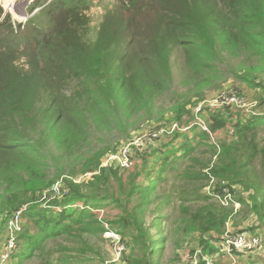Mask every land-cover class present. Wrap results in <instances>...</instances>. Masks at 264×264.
I'll return each instance as SVG.
<instances>
[{"label": "trees", "instance_id": "trees-1", "mask_svg": "<svg viewBox=\"0 0 264 264\" xmlns=\"http://www.w3.org/2000/svg\"><path fill=\"white\" fill-rule=\"evenodd\" d=\"M116 1L93 35L92 0L52 1L46 12L49 25L43 29L33 25L18 31L9 16L0 22L3 253L8 250L9 221L23 211L6 264L31 259L36 264L70 263L74 256L66 253L85 252L81 243L90 250L87 238L109 232L107 226L124 244L120 264H159L168 240L153 229L164 219L168 222L162 207L170 205L174 194L163 186L178 168L199 162L196 153L202 145L216 159L195 173L189 166L180 177L214 179L213 192L194 194L205 202L196 210L185 205L191 196L181 198L183 217L177 231L193 237L202 256L219 252L218 237L238 213H253L260 227L264 225V138L258 136L264 134V114L244 119L230 107H203L197 114L208 128L204 131L193 113L205 101L204 92L196 93L195 101L187 98L172 106L168 124L173 122L178 131L163 148L143 153L141 165L127 178L119 167L103 165L116 148L89 151L68 176L49 171L59 158L78 155L99 126L120 125L131 114L150 110L174 83L172 58L177 50L183 75L197 83L208 84L225 56H244L264 66V0ZM237 77L260 89L257 101L264 106V79L253 72ZM186 124L189 131L179 132ZM228 128L235 139L212 142L210 135ZM80 176L87 177L77 182ZM224 189L235 197L232 204L238 203L240 212L212 202L216 195L224 197ZM107 207L116 208L118 215L100 220L94 211ZM151 213L154 218L147 224ZM60 238L77 246H63L64 252L58 253L50 244Z\"/></svg>", "mask_w": 264, "mask_h": 264}, {"label": "rangeland", "instance_id": "rangeland-1", "mask_svg": "<svg viewBox=\"0 0 264 264\" xmlns=\"http://www.w3.org/2000/svg\"><path fill=\"white\" fill-rule=\"evenodd\" d=\"M51 2L50 0L39 1L37 5L41 6L42 8L37 16L31 18L29 21L16 28L15 22L9 16V19L14 22V29L25 32L28 26L34 25L41 29L47 27L49 25L50 18L46 12L48 10L49 3ZM116 3V0H92V7L89 11L92 31L91 35L97 31L105 11L107 9H112ZM29 13L30 12H27V20L30 18ZM172 61L174 83L173 85L169 86L164 94L156 98L153 107L150 110L146 109L138 113L131 114L129 118L121 121L120 125L114 124L113 126L106 127L108 125L107 124L105 126H99V130L91 131L88 138V145H84L82 151L78 153V155L74 157H68L65 161L59 158L60 161L56 163L53 162L52 169L49 171L51 173L63 171L64 175L68 176V171L70 168L73 166H79L80 159L87 155L89 151L93 152L99 148H110L112 150L116 148L117 152L115 154L109 155L104 160L103 165L119 167L121 175L124 178H127L141 165V155L143 153H145L147 150H152L153 148H163L164 144H168L169 140L174 136L176 131H178V126H176L173 122L168 124V121L174 115L172 111V106L174 104L183 102L187 98H191L192 101H195L197 98L195 94L198 92L205 93V101L201 102L198 107L204 102V104L211 105L212 107L219 106L218 103H220L221 98L227 97L229 92H234V94H237V91L242 92L248 102L259 100L258 98L260 97V89L254 90L249 88L237 77V75L253 72L254 74L260 76V78L264 79V66L255 63L256 61L249 60L244 56H239L236 58L225 56L224 60L218 64V70L213 76L210 77L208 84L194 82L190 80L187 75H183V59L179 50L175 51ZM198 107L194 109L193 113L196 117V122L203 126L202 130L206 131L207 126L204 124L205 121L197 114ZM236 110L241 109L237 108ZM188 126L189 124H186L179 132H188ZM210 136L212 142L214 143L221 140L229 142L235 139L233 130L230 128ZM258 136L260 137V141L262 138H264V134L259 133ZM35 138L38 139L37 136ZM41 141L43 140L41 139ZM42 143H48L49 146L50 142L43 141ZM126 148L129 149L127 154H125ZM51 149L53 151L52 154L54 153L57 155L58 152L53 147V145H51ZM196 154L199 162L193 164L189 162L182 168H178L174 173L175 176L171 177V175V178L167 184L163 186V188H169L172 192H174V194L172 196L170 205L162 207L161 215L164 217L167 216L166 218H168V222L165 223V219L162 222L158 221L159 224H161L160 227L153 229V232L157 230L158 236H166L168 240L167 244L165 245V249L162 251L158 260L159 264H178L181 262V259L184 257L185 253L191 252V256H194L197 250L201 251L193 237H182L181 233L177 231L178 223L181 222L180 219L183 217L182 212L179 210L182 204L181 198L191 196L193 199L186 202L185 205L191 207L193 210H196L200 206H203L205 202L196 200L194 194H207V192L212 194L213 192L214 183L212 182H203L200 180L189 181L183 180L180 177L183 172L187 171L189 166H191L189 172L195 173L202 170L203 164H205L207 161L216 159L213 157V154L208 151L206 145L200 146ZM126 160L131 164L129 168L122 167ZM86 177L87 176H80L76 178V180L77 182H80ZM163 188H159L158 191L163 193ZM218 197L221 196L216 195L212 202H216L217 204L221 205L222 203ZM223 198L224 197H221V199ZM234 199L235 197H232V200ZM228 203L229 205L226 207L232 208V201ZM238 210V212H240L241 209L239 208ZM94 212H96L98 214V218L103 221L108 217H110V219H114L119 213L116 208L112 207L101 208L95 210ZM153 218V214H149L146 223L149 224ZM258 222L257 216L253 213L248 214L245 212H240L232 217L228 223L227 229L244 230L245 232H251L254 234L256 232V234L259 233L264 237V228L261 229L262 232H259L254 227L257 226ZM18 226H20L19 228H22V222L20 220L18 221ZM106 228H108V233H113L121 238L120 235L116 234V232L114 233L112 230H110L108 226ZM252 228L254 229L251 230ZM8 230L9 229L7 226L6 231L8 232ZM177 240L180 241V244L182 245L174 246V241ZM87 242H89L90 250H87L86 246H84L82 243L79 245V248L84 249L85 252L78 253L73 252L70 249V252L66 253V255L71 254L74 256V259L70 263L65 264H120L124 251L118 255L116 242L113 241V239L107 233H104L103 235L90 236L87 238ZM120 244L124 247L122 242ZM63 246L76 247L77 245L61 238L57 242H51L50 244V247L57 250L58 253L64 252L62 249ZM3 254V251H0V258L3 256ZM10 260L11 259H9V262ZM36 263V259H31L23 264Z\"/></svg>", "mask_w": 264, "mask_h": 264}, {"label": "built area", "instance_id": "built-area-1", "mask_svg": "<svg viewBox=\"0 0 264 264\" xmlns=\"http://www.w3.org/2000/svg\"><path fill=\"white\" fill-rule=\"evenodd\" d=\"M38 0H0V8L2 9V16L0 18V22L7 16H10L13 21L15 22V27L20 26L21 24L26 23L32 16L38 13L42 7H35L34 4ZM51 1V0H50ZM27 12H30V18L27 20L28 15ZM12 21L13 25L14 22ZM237 94L228 93L227 97H223L218 103L219 106L212 107L211 105L201 104L198 107V112L203 107H208L212 110L218 111L224 108H233V109H241L236 110L242 112L243 118L245 119L248 115H262L264 114V106H259L258 101L248 102L244 94L240 93L239 91L236 92ZM235 107V108H234ZM197 112V113H198ZM203 127V126H202ZM206 131L208 128L206 127ZM129 152V149L126 148L125 154ZM130 162L128 163L127 160L123 164V168H129ZM210 182L214 183L215 180L212 179ZM59 184H57V187ZM57 189V188H56ZM225 195L224 198L218 197L221 203L225 206L229 205L228 202L232 201V196L228 193L227 189H224ZM234 208H239L240 205L238 203H233ZM22 210L18 211L9 221L8 224V233L10 235L8 250L3 254L0 264H6L9 259V250L15 247V234L16 232L20 231L21 228L18 226V221H21ZM100 212V211H99ZM101 220V219H100ZM113 241L116 242L118 255L124 250V247L121 246L119 236L106 232ZM218 244H219V252L225 253L230 260V264H236V253H253L260 251L262 253V264H264V240L258 234H254L251 232L245 231H234V230H227L224 234L218 237ZM216 258L212 255H202L201 251L197 250L194 256H191V252L185 253L184 257H182L181 262L178 264H198L200 261H204L205 264H215Z\"/></svg>", "mask_w": 264, "mask_h": 264}, {"label": "crops", "instance_id": "crops-1", "mask_svg": "<svg viewBox=\"0 0 264 264\" xmlns=\"http://www.w3.org/2000/svg\"><path fill=\"white\" fill-rule=\"evenodd\" d=\"M240 208V207H239ZM239 208H234L235 211H238ZM259 224V222H258ZM257 226H254L256 228L257 231L262 232L261 229L264 228V225L260 224ZM230 230V229H227ZM261 230V231H260ZM234 231H244V230H234ZM256 234V232H255ZM258 235H260L259 233H257ZM262 237V239L264 240V237L262 235H260ZM219 244L217 242V248L219 249ZM216 258L215 260V264H230V260L229 257L225 254V253H220L218 254V252H216L214 255H212ZM236 264H262V253L260 251L258 252H253V253H236Z\"/></svg>", "mask_w": 264, "mask_h": 264}, {"label": "clouds", "instance_id": "clouds-1", "mask_svg": "<svg viewBox=\"0 0 264 264\" xmlns=\"http://www.w3.org/2000/svg\"><path fill=\"white\" fill-rule=\"evenodd\" d=\"M39 1H43V0H38V1H36L35 4H34L35 7H41V6H38V5H37V3H38ZM51 1H53V0H51ZM51 1H50V2H51ZM39 12H40V11H39ZM39 12H38V13H39ZM38 13H36L35 15H37ZM31 18H33V16H32ZM31 18H30V19H31ZM30 19H29V20H30ZM29 20H28V21H29ZM15 28H16V27H15Z\"/></svg>", "mask_w": 264, "mask_h": 264}]
</instances>
